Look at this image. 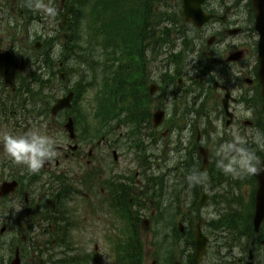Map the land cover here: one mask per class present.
I'll return each instance as SVG.
<instances>
[{
    "label": "rangeland",
    "instance_id": "obj_1",
    "mask_svg": "<svg viewBox=\"0 0 264 264\" xmlns=\"http://www.w3.org/2000/svg\"><path fill=\"white\" fill-rule=\"evenodd\" d=\"M234 2L235 4H233L236 7V11L230 16V20H228V26L230 28H246V31L243 33L241 32L235 36H228L224 41H221V38H218L217 42L215 43L216 49H214L216 51L211 50V52L209 53V58L206 62L207 64L210 63L209 66L212 65L210 66V73L205 76L207 73L202 75L197 71L192 75V78L194 80H197L198 82L204 84V92L207 94L209 92V89H211L210 93L218 91L213 88V76L218 79L217 84H221L222 79L225 78H219V76H223L224 71L227 72V75L229 76L225 79L226 84H228L230 80H232L233 83H238L236 89H239L240 93H248L249 91H253V89L256 90V87L254 85L246 84L244 82V79L252 76L251 74L253 73L255 66L257 65L255 59L256 56L253 55L254 46L257 41V35L248 22L250 16L247 10V0H234ZM88 10L89 8L86 9L87 12ZM88 15L89 14H85V17L81 19L83 28H81L80 33L82 36L81 40L83 39L84 43L88 41L87 36H90V33L95 30L93 23L88 20ZM54 18L55 17H52L50 15L45 20L42 17L38 22H42L48 25L50 36H53L56 39L54 43L55 49L53 51V56L58 63V59L60 58L61 54L60 44L62 43V36L64 33H66V31L60 28L59 20L56 22L55 20H53ZM236 21L238 22L234 24ZM213 26H217V23L208 26L207 28H205V30H191V32H188L190 40L198 43L199 46H204L203 41L205 38L208 39L211 36L210 33L212 32ZM35 27L36 25H34V28ZM89 27H91L92 29H90ZM37 30L39 31V27ZM94 40H98V38H95L94 36ZM96 44L97 45H95L96 49L94 52V60L97 59L96 55L99 56L98 53L101 52L98 42ZM175 50H178V47H176ZM239 50L244 51V59L231 64L224 63V57L226 58V56L231 52ZM149 51H151V48L149 49ZM170 51V47L168 48L164 46L159 48V52L157 53L158 56L153 55V53H147L149 65L152 66L151 68H149V73H153V70L156 66V56L157 61L163 62L166 58V54H169ZM86 60L90 62V59L88 57H86ZM104 61L105 60L97 59L98 70L103 67ZM86 67L87 64H85V67H82V70H84ZM185 67L188 68L187 65ZM232 75L235 76L236 80H234ZM76 78H79V74L75 77V79ZM148 78V80H150L149 76ZM182 82L184 84H187L186 86L189 88V90H192V92H190L191 95L200 94V88L198 86H191V83H187L186 79H183ZM54 87L58 89V85L56 83ZM54 87L51 86L49 88V95L52 93V89ZM94 90L95 88L92 87L90 91L87 92L85 101L83 100V109H86L87 104H90V100L94 95ZM212 95L213 93L211 94V96ZM216 99L218 100V97H216ZM204 100L205 98L203 100L200 99L198 100L197 105L192 106V108H194L196 111H206L204 112V117H199L195 113L193 114V116L195 115V118L197 119L195 126H197L198 131H195L192 135L190 129H188L187 131H183L178 138L180 132L176 130L172 133H169L166 137H162L161 143L158 144V157H156V160L151 162L150 166H152L156 175L159 174V176H162L161 179L163 180L165 185L169 183V181L172 182V184H175L176 177L169 178L170 173H172L171 170L178 166L179 157L184 156V152L187 149L196 148V134L198 132L201 136L200 141L202 142V144L206 147H209L210 150H212L211 153H213V155L217 159H214V162H216V164H212L210 169L208 168L207 170L201 172V175L197 178L199 185L197 186L200 187V194L204 192L210 196L205 205L202 208H199L198 218L201 217L204 221H210L211 219L219 218V215L230 217L239 214V217L241 218L240 221H248L249 217H245L242 213H249L251 210L248 207V203L251 196V188L252 186H254V182L246 179L248 175L233 176L231 174H225L221 170L219 165L227 163L228 158L234 157L228 155L229 150L233 149V147L230 145L231 140H242L246 145L245 147L254 152L258 157V155L260 154V151L258 149L261 148L264 144V130L259 129L255 126L251 127V125L246 126L242 122H235V124H231L230 127H226L222 121L220 122L216 120L215 114L211 112L213 110L211 109L213 102L211 101L210 103L208 102L207 105H202V102H204ZM152 101L153 102H149V107L153 111L156 99H153ZM186 104V100L179 99L180 110H182V106ZM93 107L94 103L90 108V112L93 110ZM44 121L45 118L37 120V124H35L32 130H39L42 134L49 135L54 138L58 137L60 139V143L58 145L64 147L65 140L62 128L60 127L59 129H55L51 127V124H47ZM46 121L50 120L47 119ZM9 127L10 126L5 127L0 123V138H2L4 133L10 132ZM163 130L164 129L159 132L160 135ZM124 131L125 127L120 126V131H118L116 134L119 135V132L124 133ZM171 142L177 143V150H180V152H174V147L176 146H171ZM118 145L120 146L118 153L121 155V157L119 156L117 162L115 163L113 160L107 159L103 162V164L98 165V168L101 170L102 177H107L108 171H110L109 174H112L113 176L116 174H129V172H131V176H134L135 180L139 182L141 178V174H139V172L141 169L137 161L145 163L143 161L142 151L134 153V151L127 149V145L124 144V140L119 142ZM82 147L84 155L82 157H63L60 155V151L55 149L56 155L52 159V163H50L49 165V168L51 170L50 172H67L70 179L75 178L77 180V182L76 180H72L71 184L76 187L81 193L72 200L73 203H69L68 205L71 208V211L75 213L74 217H76L74 220L70 221L71 226L69 228V236L65 240V244L69 245V247L65 248L64 245H62L61 247L50 245L45 246L43 249L44 251L52 254V257H61V255H66L70 250L81 249L83 250V252H87L96 248L98 262L100 264H108L111 262V259L113 257L112 252L109 249L110 243L107 240V236L110 235V237L114 236L115 238V234L118 232L121 225L114 217L111 221L110 215L106 212V210L103 208L102 203L100 202L102 200V196H100L97 190H92L91 186L92 181L93 183L95 182L94 179H84V181L81 182L78 181L86 177L89 174L90 170L94 168L93 164L88 162L89 158L86 156L88 145H83ZM55 159L59 161L58 166L55 165ZM47 174L48 173H44V177L42 180H44ZM166 174H169V176H167ZM214 183L217 184L214 185ZM89 201H91L93 206L97 207L98 211L92 210V207L88 203ZM85 203H87L88 205L87 208L85 207ZM146 212V217L144 218L146 219V222L145 224H142L140 231L141 236H139L144 243L145 264H151L155 258V247L153 246V243L159 241L163 237L160 234L165 231V221H167V219L169 218L170 213H167L165 215L164 224H162L159 221L160 217H156L157 220L154 223V219L151 220L148 218V216L150 215V210ZM151 214H154V212H152ZM108 220H110L111 222H108ZM111 228L114 229L113 232L111 231ZM153 231H155L156 233ZM160 231L161 233L159 234ZM202 231L208 237L209 244L207 248V254L201 264H212L213 260L211 259H213V252H215L214 239L216 232L214 233L213 229L208 226H203ZM240 232L241 231H237V233L233 234L232 241L228 239L225 249L231 250L230 253L235 255V258H238L241 255L246 258V240L243 239V237L239 238ZM153 233L155 235H153ZM217 233L220 232L217 231ZM227 233H230V231L226 230L220 234L226 235L228 237ZM238 240L241 241L239 242ZM219 241H222V239H220ZM37 245L39 247H43L42 243H37ZM177 249L178 248L174 249V258H177V255H179ZM257 252V261H260L262 262V264H264V247L262 249H259ZM68 254H71V252H69ZM219 256H222L221 252ZM162 257L163 256H160L159 258L162 259ZM226 261L227 258L225 260L224 258H222V261H220L221 263L218 264H226Z\"/></svg>",
    "mask_w": 264,
    "mask_h": 264
},
{
    "label": "flooded vegetation",
    "instance_id": "obj_2",
    "mask_svg": "<svg viewBox=\"0 0 264 264\" xmlns=\"http://www.w3.org/2000/svg\"><path fill=\"white\" fill-rule=\"evenodd\" d=\"M32 2L33 0H0V15L7 14L14 18V23L11 25H2L0 26V110L4 114L6 120H9V124H16V126H24V115L28 112L29 108L33 103V95L41 93L48 88V66L46 65V58H42L38 53L42 50L44 44L45 35H41V39H33L32 26L33 18H32ZM157 9V6H155ZM223 9V8H222ZM212 13L215 15V19L213 22L217 23L215 29L224 30L226 23L230 20V14L228 9L221 13V6L214 5L209 8ZM220 18H223L222 21ZM2 30V32H1ZM9 30V35L5 33ZM48 29L43 27V32H46ZM40 34V32H39ZM5 38V39H4ZM20 38V40H17ZM62 64H60L61 66ZM160 72V69L157 67L154 69V78L157 73ZM36 76H34L35 74ZM176 74V73H175ZM39 76V77H38ZM186 75H184L185 77ZM38 77L37 79H34ZM234 80H236L235 76ZM172 74L169 70L168 79L172 83ZM189 80V78H187ZM245 80H251L250 84L254 85L253 78ZM156 81V79H155ZM166 83L165 78L160 79V84L157 85V95L155 94L154 98L156 99V107L157 109L165 108L168 110L169 108V96L172 97L173 109L172 111H176L175 105H177L178 98L186 100L188 103H193V97L191 96L190 90L186 87L182 82V79H177V83L179 84L178 88L173 87L169 88L171 84ZM238 83H234L232 88V98L230 105L236 103L237 105L244 106L242 110H236L234 107L231 108L233 113L231 117V124H235V122H243L244 124H253L249 120H242V117L246 115H256V111H254V107L257 105L254 104L253 99L259 98L257 94V89L253 91H249L248 93H240L239 89H236ZM40 85L42 89H40ZM166 85L168 86L165 90L162 91L160 86ZM222 89L225 90L226 86L222 85ZM165 92V99L162 101V94ZM237 94V97H236ZM179 95H181L179 97ZM246 97L250 100V102L243 104L242 99ZM234 106V105H233ZM64 116V112H62ZM76 124V122H74ZM173 124V122H169ZM232 140V144H233ZM230 150V153L236 154V149ZM185 187V186H184ZM186 191V195H187ZM20 194L13 195L11 197L12 207L9 211V217L4 219L5 214H8V211L0 204V224H4V229H8L9 225L12 227L10 229L14 230L17 224L24 222H34L33 218V210L34 205L29 203L28 193L23 192L22 197L24 199V203L18 200ZM143 200L148 202L150 205L156 203V192H143L142 193ZM185 202H188V198H186ZM39 205V204H38ZM187 205V204H186ZM188 207V206H187ZM33 209V210H32ZM46 216V212L42 213V218ZM38 220V219H37ZM5 253L6 250H2ZM28 255H20L21 264H34L35 258L34 254L31 252H27ZM14 256V254H13ZM28 257V258H27ZM41 258H37L36 261H40ZM11 258L9 253L6 254L5 257L0 258V264H9ZM240 261V260H238Z\"/></svg>",
    "mask_w": 264,
    "mask_h": 264
},
{
    "label": "trees",
    "instance_id": "obj_3",
    "mask_svg": "<svg viewBox=\"0 0 264 264\" xmlns=\"http://www.w3.org/2000/svg\"><path fill=\"white\" fill-rule=\"evenodd\" d=\"M95 3L87 4L90 5V14L91 22L94 24H98V29L101 33H99L101 36L105 37L103 38V41H101L103 47L106 51L109 47L113 48V56L116 55V45H118L119 40L122 44H124V48L126 49V56L130 57L131 59L135 60L134 66H137L136 70H124L128 67H121V69L124 71V73H134L128 79L129 83L135 84L138 80L142 79V74L140 70L141 63L136 60L141 57L142 51H141V43L143 38V34L147 32H143L142 28L139 26L140 22V16H136V14L133 11H136L138 14V10H140L141 5L143 4L144 0H93ZM127 1H134V2H127ZM88 0H81V3H87ZM78 10L82 9L81 4H77ZM136 16V17H135ZM108 17V18H107ZM107 18V19H106ZM76 19L75 17L73 18ZM163 33L166 35V30H163ZM119 39V40H118ZM100 43V42H99ZM137 90L140 92V88L143 86L142 80L137 82L135 84ZM133 88V85L130 86V88ZM129 88V89H130ZM110 98H113V101L115 99H118L120 97L118 96H110ZM133 101H135L136 98L131 97ZM110 105V104H109ZM105 106V104L103 105ZM111 106V105H110ZM138 106V104H136ZM125 107H128L125 106ZM106 111L108 110H102L99 112L100 116L105 117ZM263 154L260 155L262 157ZM249 181H254L252 175H248L246 177ZM253 194V191H252ZM253 198V195L251 196ZM224 219L219 220L221 222V225L230 227L233 226L235 230L241 231L242 235H246L248 237V240L251 239V236L253 235L252 226L251 223H244V221H240V217L238 216H228L223 217ZM213 223H216V221H212ZM211 222V223H212ZM218 222V221H217ZM212 223V224H213ZM213 227L218 228V224H213ZM129 235L127 239L120 240L116 246L115 249L118 251V256L122 258H130V264H137L138 260L140 259V254L137 253L138 249V237H137V230L136 226L130 225L129 228ZM134 251V252H133ZM129 252V253H127ZM137 262V263H135Z\"/></svg>",
    "mask_w": 264,
    "mask_h": 264
},
{
    "label": "clouds",
    "instance_id": "obj_4",
    "mask_svg": "<svg viewBox=\"0 0 264 264\" xmlns=\"http://www.w3.org/2000/svg\"><path fill=\"white\" fill-rule=\"evenodd\" d=\"M45 11L49 15H55V9L51 7L46 8ZM0 142L4 152L15 164L25 166L29 173L35 174L47 161L55 157V149L60 139L34 129L19 135L6 132L0 138ZM239 143L241 147L236 149L235 156L228 158V162L219 167L225 174L233 176L255 175L261 161L254 152L244 146L242 140Z\"/></svg>",
    "mask_w": 264,
    "mask_h": 264
},
{
    "label": "water",
    "instance_id": "obj_5",
    "mask_svg": "<svg viewBox=\"0 0 264 264\" xmlns=\"http://www.w3.org/2000/svg\"><path fill=\"white\" fill-rule=\"evenodd\" d=\"M184 10L183 15L187 22L192 21L196 25H201L208 19L201 12L199 4L201 0H183ZM253 8L255 11V29L259 33L258 42V57H259V69L258 76L261 83L262 89L261 94L263 97V110H264V0H253ZM67 98L58 101V104L53 108L52 112L55 113L62 107H67ZM258 180L259 186L255 194V212L253 217L254 227L257 228L264 216V159L258 168V172L254 175ZM195 239L194 243L197 246V259L205 252V246L207 239L201 234L200 230L197 229L194 232Z\"/></svg>",
    "mask_w": 264,
    "mask_h": 264
},
{
    "label": "bare ground",
    "instance_id": "obj_6",
    "mask_svg": "<svg viewBox=\"0 0 264 264\" xmlns=\"http://www.w3.org/2000/svg\"><path fill=\"white\" fill-rule=\"evenodd\" d=\"M141 21L145 22L146 18L145 17H141L140 18ZM121 45L124 47L125 45L121 43ZM159 48L160 46L158 45V43L155 44V48H154V52L158 53L159 52Z\"/></svg>",
    "mask_w": 264,
    "mask_h": 264
}]
</instances>
